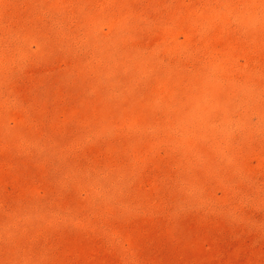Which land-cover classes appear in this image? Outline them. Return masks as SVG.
I'll list each match as a JSON object with an SVG mask.
<instances>
[{"label":"rangeland","instance_id":"1","mask_svg":"<svg viewBox=\"0 0 264 264\" xmlns=\"http://www.w3.org/2000/svg\"><path fill=\"white\" fill-rule=\"evenodd\" d=\"M0 264H264V0H0Z\"/></svg>","mask_w":264,"mask_h":264}]
</instances>
